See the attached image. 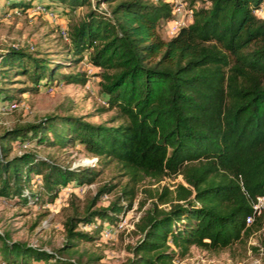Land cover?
<instances>
[{
    "label": "trees",
    "instance_id": "obj_1",
    "mask_svg": "<svg viewBox=\"0 0 264 264\" xmlns=\"http://www.w3.org/2000/svg\"><path fill=\"white\" fill-rule=\"evenodd\" d=\"M207 1L191 8L190 21L167 38L158 26L172 17L168 0L43 3L60 12L89 5L65 27V54L71 64L85 52L87 62L100 68L107 102L102 108H113L110 120L116 122L64 113L5 127L0 132V196L25 204L44 196L53 201L60 186L72 182L75 192L100 172L94 165L61 164L28 148L9 153L29 141L80 143L97 160H114L127 178L106 204L95 206L116 183L99 185L82 212L67 215L63 240L54 249L0 232L1 260L92 264L93 257L83 260L74 246L99 236L103 219L122 217L145 177L159 181L179 174L181 180L172 188L144 189L153 199L134 223L138 237L123 264H176L191 245L221 249L264 226V205L249 223L245 219L257 197L264 196V15L255 12L264 0ZM34 2L0 0V6L22 10ZM101 2L106 10L99 9ZM61 66L20 47L6 48L0 52V80L23 74L32 84L0 85V103L17 100L38 85L85 81L84 71H63ZM31 172L41 176L38 190L30 189ZM90 225L92 229L81 228Z\"/></svg>",
    "mask_w": 264,
    "mask_h": 264
},
{
    "label": "rangeland",
    "instance_id": "obj_2",
    "mask_svg": "<svg viewBox=\"0 0 264 264\" xmlns=\"http://www.w3.org/2000/svg\"><path fill=\"white\" fill-rule=\"evenodd\" d=\"M45 2L46 0H35L33 5L22 10L10 8L2 10L0 6V11L2 10L0 13V52L8 47H20L32 55L46 56L59 62L63 65L60 68L63 71H84L86 79L82 83L58 82L45 87L38 85L37 90L21 92L17 96V105L14 108L11 110L0 108V132L5 127L35 121L46 114L72 113L83 115L84 119L91 122L115 123L116 120H110L114 109L102 108L107 106V102L99 85L97 72L100 68L93 67L87 62L85 52L82 59L71 64L65 54L69 40L62 36L61 27H66L69 22L77 20L89 5H81L68 12H60L44 7ZM182 2L184 7L189 8L208 5L207 0H182ZM92 4L93 0H90V5ZM106 7L104 2L99 4V9L106 10ZM182 12L183 10H180L176 16L182 18L183 23L187 24L191 18L189 19L187 14L182 16ZM255 12L258 15H264V5L257 8ZM171 22L172 20L169 19L158 26L162 37H168L165 29ZM31 84V79L23 74L11 73L9 79L0 80V85L4 87L19 88ZM23 148L32 149L37 155L53 159L61 164L70 166L91 164L100 171L93 181L81 184V189L77 186L75 192L72 189L67 190L64 185L60 186L53 201H48L44 196L35 204H25L22 201L13 202L0 196V232H6L10 239L20 240L27 244L41 246L45 249L60 246L64 234L63 221L66 216L73 212H82L87 199L99 185L108 182L116 183L114 188L99 197L95 206L106 204L117 194L120 185L127 178L114 160L101 162L77 142L73 146H61L59 144L47 145L44 142L35 144L29 141L25 142V146H14L9 153L21 151ZM30 176L33 180L30 189L38 190L41 176L33 172ZM179 180H181L179 174L166 175L159 181H153L147 177L142 179L137 184V193L132 207L123 215L125 219L122 221L119 218L114 222L103 219L101 225L110 229L108 235H102L101 230V234L93 240L78 241L74 246L77 254L83 260L89 256L93 257L92 264H123L131 256V246L138 237L134 223L153 199L146 194L148 191L144 189H152L160 185L172 188ZM159 206H166V203L159 204ZM118 222L121 224L119 225ZM92 227L90 225L81 228L92 229ZM263 227L250 232L241 240L234 241L228 247L217 250H206L191 245L185 256L175 262L176 264H264ZM251 245L258 248L254 249ZM0 264L14 263L3 261L0 256Z\"/></svg>",
    "mask_w": 264,
    "mask_h": 264
},
{
    "label": "built area",
    "instance_id": "obj_3",
    "mask_svg": "<svg viewBox=\"0 0 264 264\" xmlns=\"http://www.w3.org/2000/svg\"><path fill=\"white\" fill-rule=\"evenodd\" d=\"M168 1H170L172 4V17L170 18L172 20V22L170 24H167L165 31H166V34L168 36H171L176 32V30L178 29V27L180 25H184L183 19L180 17H179L180 18L179 19L176 16V13H178L180 10H183L182 16L184 14H187L188 18L190 19L192 10H191V7L190 8L184 7L182 0H168ZM61 34L63 37H65V38L67 37L65 27H61ZM16 105H17L16 100H9V101H5V102L0 103V108H1V110H11ZM21 145L25 146V143H22ZM91 162H92V160H91ZM72 166H75V165H72ZM64 188H66L67 190L68 189L71 190V189H73V184L67 183L64 185ZM79 188L81 189V185H79ZM262 205H264V196H258L257 200L252 204V213L248 214L245 218L246 223H249L252 220L253 213L254 212L258 213L260 210V207ZM120 218L122 219V221L125 219L123 216ZM118 223H119V225L121 224V222H118ZM109 232H110V229L106 228V226L103 225L102 226V235L107 236ZM262 235L264 236V227L262 228Z\"/></svg>",
    "mask_w": 264,
    "mask_h": 264
}]
</instances>
